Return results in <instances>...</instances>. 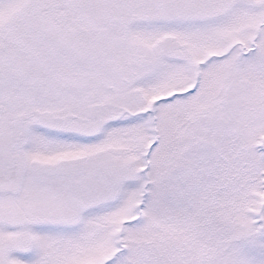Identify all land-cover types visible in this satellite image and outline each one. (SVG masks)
Listing matches in <instances>:
<instances>
[{
	"label": "snow or ice",
	"instance_id": "obj_1",
	"mask_svg": "<svg viewBox=\"0 0 264 264\" xmlns=\"http://www.w3.org/2000/svg\"><path fill=\"white\" fill-rule=\"evenodd\" d=\"M0 264H264V0H0Z\"/></svg>",
	"mask_w": 264,
	"mask_h": 264
}]
</instances>
